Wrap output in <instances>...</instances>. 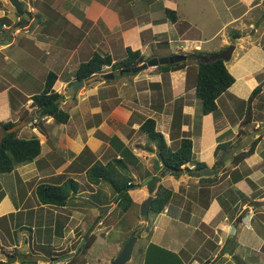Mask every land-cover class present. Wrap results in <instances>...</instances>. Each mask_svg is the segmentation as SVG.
<instances>
[{
	"label": "crops",
	"instance_id": "crops-1",
	"mask_svg": "<svg viewBox=\"0 0 264 264\" xmlns=\"http://www.w3.org/2000/svg\"><path fill=\"white\" fill-rule=\"evenodd\" d=\"M18 1L30 14L27 20L8 0H0V128L30 118L17 136L37 137L40 154L0 175L6 176L0 181V260L6 262L17 250L41 255L46 239L65 256L93 234L83 264H110L125 242L121 220L126 218L131 228L142 226L135 242L142 244L128 264H264V207H249L264 200V133L251 155L231 161L248 149L250 144L239 149L246 136L264 125V0ZM167 9L175 13L174 23ZM230 45L234 50L224 64L234 82L207 115L194 95L196 64L176 71L154 67L116 73L117 78L111 71L127 49L149 60L182 54L211 57ZM93 54L107 56L111 66L64 98L76 81L75 71ZM49 73L56 77L54 92L63 97L60 108L69 115L65 124L31 109L32 97L42 92ZM108 74L113 79L105 81ZM257 87L250 123L242 125ZM23 112L28 114L22 119ZM146 120L154 122L155 133L171 151L180 140L191 141V161L178 174L163 169L157 141L140 128ZM232 150V157L219 165ZM196 163L215 173L200 176L204 169L191 171ZM95 164L118 175L128 172L125 191L132 205L127 211H121L118 194L107 181L90 182L87 171ZM66 180L78 189L64 206L38 202L35 188L40 183ZM159 187L170 192L168 203L158 214L148 207L142 222L139 207L152 201L151 188ZM258 190L260 195L254 196ZM91 256L94 262L88 260ZM58 260L44 263L64 262Z\"/></svg>",
	"mask_w": 264,
	"mask_h": 264
},
{
	"label": "trees",
	"instance_id": "trees-1",
	"mask_svg": "<svg viewBox=\"0 0 264 264\" xmlns=\"http://www.w3.org/2000/svg\"><path fill=\"white\" fill-rule=\"evenodd\" d=\"M166 14L171 23L176 21L175 13L172 10L167 9ZM186 56H188L186 61L191 60L195 62L197 66L194 95L200 102L201 113L202 115L210 114L216 109L215 101L233 84L234 78L227 71L224 62L221 60L205 64L201 63L199 60L195 61V59L190 55ZM145 61L147 60H145V58H143L138 52L127 49L124 59L113 64L111 71L114 75L115 73L132 74L130 70ZM186 61L175 63L173 65L157 66L156 68L161 72L176 71L183 69L187 65ZM106 66H111V60L107 56L102 57L99 54H93L88 61L79 65L74 73V76L76 80L83 81L96 78V75H99L102 69ZM55 80V75L49 73L46 77L42 92L32 97L31 109L35 108V112L38 113L39 116L50 117L57 124H65L68 121L69 115L66 111L60 108V103L57 102L63 97L53 90ZM259 91L260 87L253 90L248 101V108L245 112L242 125L250 123V102L254 96L259 93ZM27 114L28 112H23L21 118H25ZM13 126L15 125L10 122L2 124V127L5 130ZM140 128L147 133L150 138L157 141L159 151L158 158L162 163L163 169H169L171 174L176 175L183 170V166L191 161L192 152L191 141L189 139L180 140L179 148L175 151H171L168 147H166L161 135L155 133L154 122L152 120H146ZM259 138L260 136L252 141L247 150L238 152L235 156H233L231 161H233V163H239L244 158L251 155L254 151L255 141ZM39 154L40 142L37 137L32 136L25 139L18 137L17 131L6 133L0 143V175L11 173L18 165L32 162L39 156ZM116 163H120L125 169V166L121 161L117 160ZM202 169H204V164L196 163L191 171L196 172L197 170L199 171ZM112 172L113 170L109 172L106 166L95 164L87 171V177L90 182L95 185L101 181H107L113 190L118 194L117 199L119 200V207L122 212H125L132 205V201L125 191L126 183L130 178L127 171H124L122 175H118L116 173L114 174ZM77 189V184L72 180H66L58 185L53 183H40L35 188V195L41 205L61 207L65 205L66 201L71 196V193L77 192ZM150 194L153 195V199L149 206V212L158 214L168 203L170 192L159 187L157 190H153V188H151ZM140 227L139 228L141 230L142 226ZM93 241V234L88 235L84 244L74 257L64 261L62 264H83V256L91 247ZM126 241L122 244V248L127 243ZM40 250L43 251V247ZM51 253L53 252L49 251L48 255H51ZM63 254H65V252H54L56 257ZM13 255L16 256L15 253H13ZM30 262L32 261L23 260L22 264ZM0 264H6V262L0 260Z\"/></svg>",
	"mask_w": 264,
	"mask_h": 264
},
{
	"label": "water",
	"instance_id": "water-1",
	"mask_svg": "<svg viewBox=\"0 0 264 264\" xmlns=\"http://www.w3.org/2000/svg\"><path fill=\"white\" fill-rule=\"evenodd\" d=\"M10 6L15 10V12L20 16L23 17L25 20H27L29 18V15L27 14V12H25L24 10V6L22 4V2H19L18 0H8ZM234 50V46L230 45L228 47H226L222 52H220L219 54H216L214 56L208 57V56H191L194 59L199 60L201 63H212L215 62L217 60H221L222 62H228L231 58L232 52ZM188 59V56L186 55H172V56H167V57H163V58H152L147 60L146 62L140 64L139 66H136L134 68H132L130 70V72L132 74H136L139 73L143 70H146L148 68H154L157 66H165V65H173L175 63H179V62H184ZM93 78L83 81V80H76L75 82H73L70 87L68 88L67 92L65 93L64 98H71L75 92H77V90H79V88H82L85 84H88L92 81ZM105 80H112L113 79V74H108V76H104ZM62 99H59L57 102H61ZM27 119V118H26ZM30 118H28L26 121L24 120V122H22L23 124L25 122H27ZM20 123V125H15L9 129H4L3 127L0 128V143L3 139V137L5 136L6 133H11V132H15L20 126H23V124ZM22 124V125H21ZM262 133H264V125L262 128L258 129V130H254L252 132H250L246 138H245V142L244 144L239 148L240 150L244 149L246 146H248L250 144V141L253 138L258 137L259 135H261ZM235 152V150H232L229 154H227L226 156H224V158L219 162L220 163L228 158L230 159L232 157V154ZM156 168H158V166H156ZM166 172H170L169 169L165 170ZM181 172V171H180ZM215 173V170H202L199 172L200 176H209V175H213ZM151 180V178H148V180H146L143 183V186L146 185L147 182H149ZM151 202V198H149L148 200H146L142 205H140L139 207V217L141 219L142 222H145L146 217H147V213H148V207L150 205ZM250 208H260V207H264V200H260V201H253L249 204ZM247 210H243L242 213L236 218L235 223H239L241 218L243 217V215L246 213ZM233 232V227L230 230V233ZM136 242V237H132L129 239V241H127V243L124 245V247L121 249L120 253L116 256V258L114 260H112V262L110 264H126L129 259L130 256L132 254L133 251V247L134 244ZM83 241H81L74 252H71L65 256H62L61 258H59V261H66L69 260L71 258L74 257V255L79 251L80 247L82 246ZM12 259V260H11ZM23 260H30L32 262H48V260H46L43 257H39V256H31V255H26L23 258L20 259H16L15 257H10V259L7 260V264H11V261H19L22 262Z\"/></svg>",
	"mask_w": 264,
	"mask_h": 264
},
{
	"label": "rangeland",
	"instance_id": "rangeland-1",
	"mask_svg": "<svg viewBox=\"0 0 264 264\" xmlns=\"http://www.w3.org/2000/svg\"><path fill=\"white\" fill-rule=\"evenodd\" d=\"M201 3H202V1H200ZM205 8L208 10V6H205ZM143 9V8H142ZM207 10H206V12L205 13H207ZM264 47V46H263ZM226 48V47H225ZM224 48V49H225ZM223 49V50H224ZM181 54V53H180ZM189 55V54H188ZM192 63L191 65H193V64H196V63H194L193 61H186V63L187 64H189V63ZM117 74L115 73V77L117 78ZM103 77V76H102ZM119 77V76H118ZM103 79H104V77H103ZM105 80V79H104ZM105 81H107V80H105ZM80 89L82 90V88H79V90L78 91H80ZM260 118H262V115H260ZM3 175V174H2ZM5 178H6V176H0V181L1 180H5ZM8 186V185H7ZM110 188L112 189V187L110 186ZM11 190V188L9 189V191ZM21 192V191H20ZM112 192L114 193V190L112 189ZM260 190H258V191H256V193H254L253 195L254 196H259L260 195ZM252 198V197H251ZM104 200H106L107 201V198H105ZM115 200H113L112 202H114ZM109 203V202H108ZM122 222H121V226L123 227V229L126 231V233H125V241L127 240V241H129V239L130 238H132V237H136V236H138V231L140 230V224H138L137 226H133L132 228L130 227L131 226V224H129V221L126 219V218H124V220H121ZM140 227V228H139ZM129 228H130V230H129ZM50 232L51 231H49L48 233H47V237L50 235ZM84 232H85V230L82 232V234H84ZM95 234H97V235H99V233H96V231H95ZM46 241V243L45 244H43L44 246H43V251L42 250H39L38 251V253H40L41 255H38L39 257H43V258H45L46 260H48L49 261V263L50 262H54L56 259H57V257H61L62 255H60V256H55L54 255V249H53V247L54 246H52L51 244H50V242H49V240H45ZM126 241V242H127ZM140 244H142V242L140 243V242H137V243H135L134 244V248H133V251H132V256H134L136 253H137V251H138V248H139V246H140ZM73 247V246H72ZM26 249H27V247H25ZM106 250H107V248L105 249V251H104V253L106 254ZM24 251H26V250H17V252L15 253L16 254V256L15 257H19V259L22 257H25L26 255H29V253L30 252H28V253H25ZM49 251H52L53 253H51V255H48V252ZM139 251H141V249H139ZM103 252V249H97L96 250V253H102ZM32 254V253H31ZM14 257V256H13ZM94 257V256H93ZM92 256H91V258H89L88 260H91V262H94V260H95V258H93ZM6 264H7V261H6ZM26 264H39V262H30V263H26ZM41 264H45L44 262L43 263H41ZM126 264H128V262L126 263ZM129 264H131V263H129Z\"/></svg>",
	"mask_w": 264,
	"mask_h": 264
},
{
	"label": "clouds",
	"instance_id": "clouds-1",
	"mask_svg": "<svg viewBox=\"0 0 264 264\" xmlns=\"http://www.w3.org/2000/svg\"><path fill=\"white\" fill-rule=\"evenodd\" d=\"M23 4V3H22ZM24 5V4H23ZM27 9V8H26ZM26 9H24L25 10V12H27V14L28 15H30L29 13H28V11L26 10ZM20 17V16H19ZM20 18H22V19H24L23 17H20ZM5 26V25H4ZM1 28H2V26H1ZM182 55H185V54H182ZM61 99H63V98H61ZM62 101V100H61ZM60 103V102H59ZM28 121H30V120H28ZM59 261V260H58ZM49 262V261H48ZM63 262V261H62Z\"/></svg>",
	"mask_w": 264,
	"mask_h": 264
},
{
	"label": "built area",
	"instance_id": "built-area-1",
	"mask_svg": "<svg viewBox=\"0 0 264 264\" xmlns=\"http://www.w3.org/2000/svg\"><path fill=\"white\" fill-rule=\"evenodd\" d=\"M6 27L4 25H2V29H5Z\"/></svg>",
	"mask_w": 264,
	"mask_h": 264
}]
</instances>
